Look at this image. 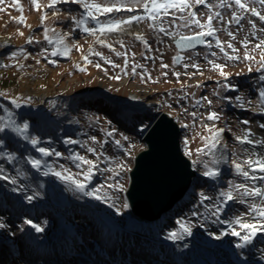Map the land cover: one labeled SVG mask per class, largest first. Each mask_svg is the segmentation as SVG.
Instances as JSON below:
<instances>
[{"label": "rangeland", "instance_id": "1", "mask_svg": "<svg viewBox=\"0 0 264 264\" xmlns=\"http://www.w3.org/2000/svg\"><path fill=\"white\" fill-rule=\"evenodd\" d=\"M38 2L39 10L31 0H18L22 11L17 0L0 3V117L7 122L11 114L17 124L27 122L29 137L39 140L34 146L12 129L0 133L5 140L0 147V177H9L0 178V264H56L61 254L66 264H79L81 261L74 256L78 248L98 260L96 264H116L126 250L133 252L142 244L146 247L144 239L150 242V251L137 254L133 262L160 264L166 259L174 260L179 253L176 243L192 235L206 248L220 242L225 247L227 242L230 254L242 257L245 250L254 252L255 259L264 260L263 232L237 248L240 238L225 234L232 227L226 221L243 216L251 222L252 217L245 213L261 198L241 197L234 190L236 199L225 205L219 195L240 183L264 188L261 179L245 178L232 164L233 160L242 163L249 157L264 158V143L248 144L235 139L250 130L251 140L264 141V98L260 95L264 92V46L256 47L264 40V20L251 11L255 9L264 16V4L260 0H242L248 8L241 9L234 0H206L205 4L189 0L190 6L183 12L170 9L164 14L162 10L155 21L133 20L120 25L122 30H105L89 40L75 42V31L84 26L77 27L70 18L84 14L86 24L93 21L86 16L82 4L57 0L49 7L52 0ZM89 2L121 9L94 11L105 25L146 15L141 7L144 0ZM192 12L205 25L212 15L215 32L202 37L197 45L179 50L175 37L208 31L206 26L202 29L191 23ZM45 15L47 19L42 20ZM21 16L24 23L19 22ZM46 34L51 43L45 39ZM61 35L70 48L68 54H61L63 45L57 44ZM98 38L105 43H99ZM6 39L14 43L10 45ZM217 40L222 42L220 46ZM57 47L60 52L52 55ZM246 52L254 59H245ZM230 55L240 59H229ZM210 62L224 65L228 75L221 76ZM13 98L20 107L12 102ZM161 111L179 123L182 150L197 176L173 210L159 220L144 223L132 215L125 190L135 155L144 148L142 135ZM212 112L219 119H208ZM217 129L224 131L216 138L217 147L211 148L210 140L205 138H211ZM68 140L76 142L67 143ZM41 147L61 155L45 156L38 150ZM90 148L95 151H88ZM5 150L16 158L9 161L2 155ZM75 154L96 163L90 181L82 175L88 166L78 167L70 158ZM29 158L40 159L41 168H33ZM213 158L219 163L214 164ZM120 164L126 167L121 169ZM213 167L218 168V176L203 175ZM244 168L251 171L247 164ZM45 171L49 174L44 175ZM55 172L84 182L85 189L78 190ZM260 174L255 173L257 177ZM109 185H123V190ZM96 188H100L97 195L104 199L86 194ZM201 194L209 199H202ZM216 205L224 211L214 216ZM178 221H183L191 234H181ZM33 225L43 230L37 231ZM238 230L243 234L242 229ZM173 232L180 238L170 239ZM224 263L233 264L228 259Z\"/></svg>", "mask_w": 264, "mask_h": 264}, {"label": "snow or ice", "instance_id": "2", "mask_svg": "<svg viewBox=\"0 0 264 264\" xmlns=\"http://www.w3.org/2000/svg\"><path fill=\"white\" fill-rule=\"evenodd\" d=\"M31 2L35 5V7L37 8V10H39L40 4L38 2V0H31ZM57 0H52V3L49 5V7H53L56 4ZM76 2L78 4H82L83 8L86 10V16L90 17L92 19H96V16L94 15V11L95 12H103V13H107V12H111L114 9L116 11H120V8H116L115 5L108 7V6H102L101 4L98 3H90L89 0H76ZM134 2H139V0H134ZM195 2L197 4H205L206 0H195ZM0 3H3V0H0ZM234 3L241 9H247L248 6L246 4H244L242 2V0H234ZM261 4H264V0H260ZM17 6L20 7V10L22 11V6L19 5L18 0H17ZM189 5V0H144V2L142 3L141 7L143 8L144 12L146 13L145 16H132L130 17L129 20L127 21H114V22H109V24L107 25H100L99 31L102 33L105 30L107 31H116V30H122L120 29V25L122 24H126V23H131L133 20H138V19H151L153 21H155L159 14L161 13V11L163 10L164 14H167L169 12L170 9H176L177 11L183 12L186 8H188ZM208 8H211L212 5L211 4H207ZM3 10V9H0ZM129 11H131L132 9H128ZM251 11L257 15L260 16V19L264 20V16H262L259 12H257L255 9H251ZM190 15L192 17H194L191 21L192 24H195L197 26H199L200 28H205V26L207 27L208 31H201L199 33H196L194 36H181L180 40L177 41V43H181L183 41H191L193 39H198V38H202L204 36H211L214 34L215 29L212 27V20H213V16L209 15L206 25L202 24L200 22V20L198 18H195L196 14L195 12L190 13ZM219 13H216V16H219ZM47 19V16L45 15L44 17H42V20ZM70 19H72L73 21H75V24L77 27L80 26H84V32L85 33H91L93 35H95L97 33V29L95 28H89L86 26V20L84 18V14L81 15L80 18H76V17H71ZM237 21L239 20V17H236ZM19 22L20 23H24L25 22V18L23 16H21L19 18ZM47 33V29L45 30ZM160 31H164L163 28L160 29ZM21 35H23V33H20ZM138 38L143 39V37L139 36L138 34ZM45 39L48 40L49 43H51V39L47 36V34L45 35ZM29 43L32 42V40L30 39L28 41ZM98 42L101 44H104L105 41L100 40L98 38ZM203 42V41H201ZM222 42H220L219 40H217V45L220 46ZM57 44L58 45H63V53L61 54H68L70 52V48H68L67 45L64 44V36L61 35L60 37H58L57 39ZM262 46H264V40L260 41L259 44L256 45L257 48H261ZM108 47H111V45H108ZM229 47H232L231 44H229ZM245 47H247V42H245ZM235 51V49H233ZM60 52V48L57 47L53 52L52 55H57ZM16 53H13V56L15 57ZM96 55H101L100 53H96ZM117 55H121V53H117ZM229 59H240V57L238 56H228ZM245 59H254V57L250 56L247 52L245 53L244 56ZM84 59L87 61L88 57L85 56ZM261 61L264 62V51L261 52ZM54 62V61H53ZM111 62V61H109ZM212 63L213 68L215 69H219L220 70V75L221 76H227L228 74L225 73L223 71L224 69V65L222 64H216L214 62H210ZM262 67H264V63H262L261 65ZM97 67H100L99 64H97ZM162 67H168L167 65H162ZM185 67H187V65H185ZM193 67H198V65H193ZM82 71L84 69H81ZM251 70V69H249ZM177 76L179 75L178 73L176 74ZM119 78V77H116ZM261 97L264 98V92H262ZM12 102L16 105V107H20L19 102L13 98ZM209 104L211 103V101H208ZM193 115H195V113H193ZM208 119L210 120H216L219 119V116L216 112H212L210 113ZM245 124H248V121H244ZM29 124L27 122H24L22 124H17L15 120L11 119V114H10V118L8 119L7 122H4V117H0V133L5 132L6 129H12V131H14L16 134H18L19 136L23 137L25 140H30V143L32 145H37L39 143V140L36 138H30L28 135V129H29ZM261 128H264V125H261ZM211 131V130H210ZM224 131V129H217L216 131H212L211 134V138L206 137V140H210V147L211 148H216L217 147V140L216 138ZM109 135H111V133H109ZM251 135V131L249 130L248 134L244 135V136H238L235 139L240 141L241 143H248V144H252V143H264V141H253L249 138V136ZM95 139V138H93ZM67 143H75L76 141H72V140H68L66 141ZM117 144H119V141L116 142ZM5 145V140L0 138V147ZM39 152H41L43 155L45 156H50V155H56V156H60L61 153L59 152H53L49 149L46 148H39L38 149ZM88 151L94 152L95 149H88ZM200 151V150H198ZM2 155L6 156V158L9 161L14 160L16 157L11 154L10 152H8L7 150H5ZM71 159H73L75 162H77V166L83 168V166L87 165V169L82 173V175L84 176L86 181H90L92 179L93 176V170L96 168V163L93 160L87 159L86 157L79 155V154H75L74 156L70 157ZM29 163L32 165L33 168L36 169H40L41 168V164L42 161L40 159H34V158H29ZM213 163L214 164H218L219 161L216 160L215 158H213ZM232 164L235 167V170L238 174L244 176L245 178L251 179V180H256V179H261L264 180V158L262 157H257L256 159H253L252 157H249L246 161L242 162V163H238L235 160L232 161ZM244 164H247L248 168L251 171L245 170L244 168ZM118 167H120L121 169H124L126 167V165L124 164H120L118 165ZM204 167L207 169L209 168V165L207 162L204 163ZM256 172H260L262 175L260 177H257L255 175ZM49 172L45 171L44 175H48ZM54 175H56L57 177H61L62 179L66 180V181H70L71 183H74L76 188L80 191H83L86 187V184L78 179H73L69 176H64L61 172H55ZM203 175L208 176V177H216L219 175V170L218 168H211L209 170H206ZM0 178L3 179H9V177L7 175H4ZM13 183H15V180H13ZM119 187L121 190H123V185H109V187ZM104 186L101 185L100 188H103ZM100 188H96L93 189L92 192L86 193L87 195H94L96 199H104V197L97 195V193L100 191ZM238 191L241 197H260L261 198V202L260 203H252L249 205V209L248 211L245 213V216H251L252 217V221H248L246 220L243 216H237L235 217L233 220L231 221H226L227 223H229L230 225H232V227L230 228V232L229 233H225V234H231L232 236H236L240 238L241 243L237 244V247H244L246 246L248 243L251 242V240L253 239V237L258 233V232H264V188L261 187H249L247 184L244 183H240V184H235L233 186H231L227 191H221L219 193L220 197L222 198V202L226 205L228 201H232L234 199H236V196H234L233 192ZM202 199H209V197L204 196V194H201ZM29 200L32 199V197H28ZM125 208L128 207L127 204L124 205ZM120 210L117 209V212H119ZM224 211L223 207H220L219 205L214 206V211L212 213V215H218L221 212ZM29 224H31V221H28ZM178 223L180 224V227L182 229V233H187V234H191V229L189 227H187L185 225V223L183 221H178ZM33 227L36 228L37 231H42L43 229L40 228L39 225H33ZM238 229H242L243 230V234L240 230ZM169 238L170 239H179V235L176 232L170 233L169 234ZM220 237L218 236L217 239H219Z\"/></svg>", "mask_w": 264, "mask_h": 264}, {"label": "water", "instance_id": "3", "mask_svg": "<svg viewBox=\"0 0 264 264\" xmlns=\"http://www.w3.org/2000/svg\"><path fill=\"white\" fill-rule=\"evenodd\" d=\"M181 37V36H180ZM179 50L191 48L201 38L177 43ZM177 62L180 56L176 58ZM182 129L176 118L159 112L142 135L145 146L134 158L125 190L131 213L139 220L154 221L173 210L184 199L197 176L181 147Z\"/></svg>", "mask_w": 264, "mask_h": 264}, {"label": "bare ground", "instance_id": "4", "mask_svg": "<svg viewBox=\"0 0 264 264\" xmlns=\"http://www.w3.org/2000/svg\"><path fill=\"white\" fill-rule=\"evenodd\" d=\"M95 36H96V34L95 35L88 34L87 36H81L80 37V29H78L75 31L74 38H75V42H77L79 40H89ZM6 43L12 45L14 43V41L12 42L10 39H8V40L6 39ZM261 181L264 183V180H261ZM180 202H181V200L176 204V206ZM170 211H168V212H170ZM166 213H164V214H166ZM164 214H163V216H164ZM136 219H138V218H136ZM139 221L144 222V223H148V222L150 223V222H154L156 220H154V221L139 220ZM141 240H143V239H141ZM146 240L144 239V242L146 243V247L148 245V248H146L145 245L142 244V245L137 246V249L135 248L133 250V252H129V250H126L123 253V255L118 256V258H117L118 261L116 262V264H137L135 261L133 262V258H135V256H137V254L140 255L142 253H147L150 251L149 250V248L151 246L150 242L147 243ZM228 245H232L231 242H228ZM175 246L178 248V251H179L176 258L174 260L166 259L160 264H225L224 260H227V259L232 260L233 264H264V260L255 259L256 257L254 256V252L249 253L247 251L245 252V250H244L242 257H238V256H235L234 254H230L228 251H226L228 249L227 242H226L225 247H222V243L220 242V243L215 244L213 247L206 248L204 244L198 243L197 238L194 235L188 236V237H183L181 239V241H178L176 243ZM235 248H237V245L235 246ZM262 253L264 254V252H262ZM66 254L67 255L70 254L69 250L66 251ZM62 255H64V254H61L59 257H57L56 264H66V261L64 259H62ZM72 255H73V252H72ZM74 256H75V258L77 256L78 259L81 261V263H79V264H96V262L98 261V260H94V259L89 258L83 252V250H81L80 248H78L76 254L74 253ZM102 257H103V255H102ZM220 258H222V259H220ZM99 264H108V263L100 262Z\"/></svg>", "mask_w": 264, "mask_h": 264}, {"label": "built area", "instance_id": "5", "mask_svg": "<svg viewBox=\"0 0 264 264\" xmlns=\"http://www.w3.org/2000/svg\"><path fill=\"white\" fill-rule=\"evenodd\" d=\"M102 24L104 25L103 22H101L98 18H96V19H93L92 23L86 24V26L89 28L97 29V33H96V36H97L100 33L99 28H100V25H102ZM83 29H84V27L80 28V37L81 36H87L88 34H91V33H85Z\"/></svg>", "mask_w": 264, "mask_h": 264}]
</instances>
